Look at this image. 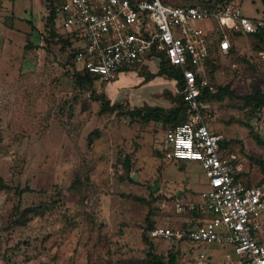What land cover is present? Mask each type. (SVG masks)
Instances as JSON below:
<instances>
[{"label":"rangeland","instance_id":"1","mask_svg":"<svg viewBox=\"0 0 264 264\" xmlns=\"http://www.w3.org/2000/svg\"><path fill=\"white\" fill-rule=\"evenodd\" d=\"M162 1L200 6L208 0ZM231 1L246 17L264 20L260 0ZM14 23L13 28L0 26V43H5L0 47V264H147L144 234L156 255L177 254L179 264H199L200 253L207 256L204 264H235L220 247L150 234L183 228L192 216L178 213V202L199 201L211 189L199 162L164 158L170 128L126 114L147 106L176 108L177 82L171 90L161 84L157 89L148 79H170L145 67L123 70L110 83L98 80L96 91L122 105L100 115V102L90 93L75 92L70 51L47 29L40 32L43 46L26 54H35L30 59L38 66L19 74L22 46L33 33L28 24ZM193 24L203 32L213 28L209 21ZM230 37V53L218 51L206 66L208 80L215 91L229 86L237 96L264 93V44L248 36ZM244 117L245 111L228 98L210 104L208 122L224 137L226 157L235 155L231 161L245 183L264 187V118L248 121V129L237 123ZM26 187L32 191L20 197L16 190ZM18 205L22 211L40 206L45 212L18 226Z\"/></svg>","mask_w":264,"mask_h":264},{"label":"built area","instance_id":"2","mask_svg":"<svg viewBox=\"0 0 264 264\" xmlns=\"http://www.w3.org/2000/svg\"><path fill=\"white\" fill-rule=\"evenodd\" d=\"M58 13L57 23L76 42L74 62L101 83H110L123 70L146 65L158 68L160 58L180 67L187 121L165 135L164 158L199 162L211 189L201 203L177 206L178 213L194 216L188 227L154 229V239L186 241L198 247H220L235 264H264V187L249 186L239 168L222 149L223 136L208 125L210 104L202 92L215 88L205 71L210 56V33L217 36L219 52L232 49L231 32H264L263 19H250L239 4L175 6L162 0H49ZM209 21L211 30L194 26ZM59 27V25H58ZM264 58V52L260 54ZM260 117L264 118V107ZM207 260L200 253L199 264Z\"/></svg>","mask_w":264,"mask_h":264},{"label":"trees","instance_id":"3","mask_svg":"<svg viewBox=\"0 0 264 264\" xmlns=\"http://www.w3.org/2000/svg\"><path fill=\"white\" fill-rule=\"evenodd\" d=\"M264 3V0H261ZM233 2L231 0H208L206 2L201 3L200 6L212 8L213 5L217 4L220 6H224ZM49 15L47 18V31L49 35L55 39H57V44H61L63 48H67L70 51L69 62H71V66L73 68V74L71 76L73 86L75 87V92L81 93H90L93 101L101 103V111L100 115H105L108 113H114L115 111H119L122 107L120 103L112 104L109 99H107L104 95L99 94L95 89V83L98 82V78L91 75L86 70H79L75 65L74 58L76 52V42L70 34H64L60 32L57 19L58 13L56 8L53 6V3L49 0H46ZM188 6H198L195 4H190ZM232 38H239L242 36H248L254 40H257L259 43L264 44V32L256 33V34H243L241 32H231ZM209 43H210V56L208 60V65L213 64V57L219 51L217 40L215 39V35L210 33L208 35ZM264 50V46L261 47ZM231 51V50H230ZM158 75L164 76L170 80H175L177 82V87L179 90V101L178 106L174 109H164L162 107H142L136 108L131 111H127V115L130 118H139L144 122H156L162 123L167 126V128H171L180 124H183L187 121L186 116V103L184 101V97L181 93L184 87V78L183 73L180 67L172 65L165 58H160L158 62ZM228 98L231 100L236 108L239 110L245 111V121L238 120V124H242L248 129H251L250 123L248 121L256 119L258 116L260 117L261 109L264 107V93H256L254 95L247 96H237L233 90L230 89L229 86L219 87L218 91L211 92L208 88L204 89L202 92V97L200 100L206 103H214V101H223ZM208 125L212 129L211 122H208ZM222 149L224 150L226 147V143L224 142V137L222 141ZM263 171H264V162H263ZM129 172V164L126 165ZM239 177L241 175L239 174ZM126 179H130L129 173L126 175ZM250 186V185H249ZM260 186V185H258ZM32 191L29 187L24 189H17L16 193L21 197L25 192ZM17 212L16 223L18 226L25 225L28 220H30L33 216H41L44 214V210L42 207L38 206L36 209H26L24 211L21 210L20 205L15 207ZM51 210V209H50ZM153 227V224H149L148 228ZM143 241L149 245L146 250V260L147 264H179L178 263V255L169 253L167 256L164 255H156L153 250V244L145 238V234L143 235Z\"/></svg>","mask_w":264,"mask_h":264},{"label":"crops","instance_id":"4","mask_svg":"<svg viewBox=\"0 0 264 264\" xmlns=\"http://www.w3.org/2000/svg\"><path fill=\"white\" fill-rule=\"evenodd\" d=\"M10 5L5 6L3 5L2 1L0 0V26H10L13 28L14 26V21H20L22 23L28 24L30 26V31H32V35H28L26 39V43L23 44V54L21 56V64L19 68V74L22 72H28L29 70H33L38 66V63L34 59L30 58H35V54L33 55H26L31 47L36 49L37 46L42 47L43 43H40V32H44L47 29V18L49 15V10L48 6L46 3V0H9ZM261 1V0H260ZM262 2V1H261ZM38 34V36H36ZM30 42H35V43H30ZM38 42V43H36ZM5 43H0V47H4ZM29 60L26 62V60ZM153 65H146L145 68L151 71L153 74L158 72V68L152 67ZM152 67V69H151ZM119 74L115 78L114 81L118 79ZM147 80V79H146ZM150 84L151 82L155 81L157 84V89L159 87V84L161 86L163 85V89L165 90H171L175 86L173 80H166L164 78L156 77L154 79H148ZM162 81V83H160ZM157 94V91L155 95ZM154 99V98H153ZM151 105V104H150ZM164 144L166 146V141L164 138ZM164 146V148H165ZM233 156V157H232ZM232 159L235 158V155H232ZM231 159V158H230ZM247 184V183H246ZM249 185V184H247ZM254 186V185H253ZM207 191L202 192L200 196L199 201L191 200L186 203L178 202V205H184L187 203H201L203 201V194L206 193ZM177 210V207H176ZM192 216V215H191ZM195 218L194 216L189 217L181 226V227H188L194 222ZM262 221L264 223V215L262 216Z\"/></svg>","mask_w":264,"mask_h":264},{"label":"water","instance_id":"5","mask_svg":"<svg viewBox=\"0 0 264 264\" xmlns=\"http://www.w3.org/2000/svg\"><path fill=\"white\" fill-rule=\"evenodd\" d=\"M137 177H134V179H136Z\"/></svg>","mask_w":264,"mask_h":264}]
</instances>
